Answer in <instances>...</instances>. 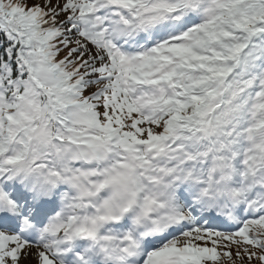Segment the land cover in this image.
Returning a JSON list of instances; mask_svg holds the SVG:
<instances>
[{"label":"snow or ice","instance_id":"obj_1","mask_svg":"<svg viewBox=\"0 0 264 264\" xmlns=\"http://www.w3.org/2000/svg\"><path fill=\"white\" fill-rule=\"evenodd\" d=\"M0 264H264V0H0Z\"/></svg>","mask_w":264,"mask_h":264}]
</instances>
